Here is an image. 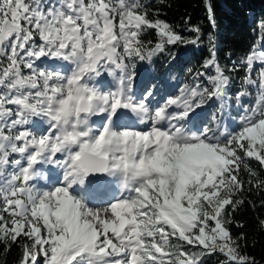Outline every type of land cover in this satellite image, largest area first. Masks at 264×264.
Listing matches in <instances>:
<instances>
[{"label": "snow or ice", "instance_id": "obj_1", "mask_svg": "<svg viewBox=\"0 0 264 264\" xmlns=\"http://www.w3.org/2000/svg\"><path fill=\"white\" fill-rule=\"evenodd\" d=\"M149 30L156 42L142 38ZM191 31L150 19L141 0H0L5 254L23 239L18 264H204L214 254L256 264L229 225L244 203L241 171L256 175L251 160L264 168V50L246 54L234 96L213 48L208 85L186 82L160 103L138 62L197 45L201 29Z\"/></svg>", "mask_w": 264, "mask_h": 264}, {"label": "trees", "instance_id": "obj_2", "mask_svg": "<svg viewBox=\"0 0 264 264\" xmlns=\"http://www.w3.org/2000/svg\"><path fill=\"white\" fill-rule=\"evenodd\" d=\"M149 10V18H160L174 26L183 37L192 39L196 35L191 31L193 26L201 29L200 42L197 45L167 46L163 53L157 54L152 63H147L151 74L162 93L173 95L176 87L184 83L203 81L207 86V74L212 69L203 67L213 48L222 66L231 69L232 83L229 93L241 90L245 70L242 62L253 47H257L261 33L258 31V21L264 19V0H141ZM210 5L212 12L209 13ZM210 15L212 19H210ZM145 41L156 42L155 30H149L142 37ZM178 52L180 57L172 61L169 53ZM237 62H240L239 64ZM142 64L143 62H139ZM205 73V76H198ZM253 77L255 75L252 73ZM168 81V83H167ZM174 85L175 88H171ZM248 102V101H245ZM218 107L213 100L206 105L210 115ZM230 115L237 116V108L231 107ZM227 114V113H226ZM256 175L249 176L243 170L241 177L245 181V190L238 198L244 203L233 213V223L229 225L234 237L244 234L240 241L241 251L255 259L256 264H264V188L256 187V182L264 180V168L258 162L249 161ZM230 210V209H229ZM242 225V226H240ZM13 244L5 254V246L0 244V264H18L23 244ZM224 257L220 254L208 256L204 264H218Z\"/></svg>", "mask_w": 264, "mask_h": 264}, {"label": "rangeland", "instance_id": "obj_3", "mask_svg": "<svg viewBox=\"0 0 264 264\" xmlns=\"http://www.w3.org/2000/svg\"><path fill=\"white\" fill-rule=\"evenodd\" d=\"M259 42L261 43V40H260V39H259ZM141 65L145 66V67L149 70V66L147 65V63H144V62H143L142 64H140V63L138 62V67H140ZM258 67H259V63H258V65L254 66L253 74H254L255 76H256V71H257ZM149 71H150V70H149ZM167 83H168V81H167ZM181 86H182V85L176 87V91H177V93H175V94H178V90L180 89ZM171 88H175L174 85H172ZM134 90H135V89H134ZM166 96H167V93H162V92H161V89H160V93H159V95L156 97V101L162 103V102H163L162 98H164V97H166ZM202 111H203L204 114H206V115L208 114V110H207L206 108H204ZM224 120H225V122H226L227 124H229L232 128H236V127H237V125L234 124L231 120H228L227 114L224 115Z\"/></svg>", "mask_w": 264, "mask_h": 264}, {"label": "bare ground", "instance_id": "obj_4", "mask_svg": "<svg viewBox=\"0 0 264 264\" xmlns=\"http://www.w3.org/2000/svg\"><path fill=\"white\" fill-rule=\"evenodd\" d=\"M135 91V90H134Z\"/></svg>", "mask_w": 264, "mask_h": 264}, {"label": "water", "instance_id": "obj_5", "mask_svg": "<svg viewBox=\"0 0 264 264\" xmlns=\"http://www.w3.org/2000/svg\"><path fill=\"white\" fill-rule=\"evenodd\" d=\"M257 64V63H256Z\"/></svg>", "mask_w": 264, "mask_h": 264}]
</instances>
